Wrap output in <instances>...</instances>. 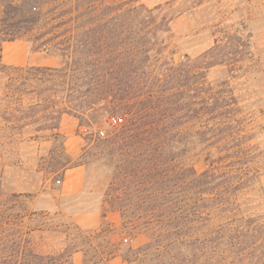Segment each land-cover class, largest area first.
I'll list each match as a JSON object with an SVG mask.
<instances>
[{"label": "trees", "instance_id": "1", "mask_svg": "<svg viewBox=\"0 0 264 264\" xmlns=\"http://www.w3.org/2000/svg\"><path fill=\"white\" fill-rule=\"evenodd\" d=\"M138 1L0 0V71L9 97L21 103L23 94L34 95L28 107L42 108L49 121L44 127L51 132L63 114L85 119L80 127L86 129L92 128L93 115L119 120L104 136L97 130L86 141L84 164L102 162L111 172L102 217L116 212L124 229L149 237L145 245H127L117 254L121 244L92 239L105 234L101 227L85 233L66 224V244L51 263L64 257L71 264L72 256L81 253L83 264H108L117 256L124 264H176L178 247L196 241L200 249L229 260L223 264L264 261V224L254 220L232 219L201 233L202 239L192 236L194 223L208 222L212 209L224 211L229 202L203 197L214 181L210 171L197 174L190 166H176L181 153L177 127L190 115L189 109L180 114V99L189 93L200 99L194 94L202 91L205 71L225 61L211 56L216 47L202 54L203 67L161 58L169 22ZM22 38L59 57L60 65H2L3 44ZM199 103L197 114L222 113L215 112L216 103ZM185 261L196 264L192 258Z\"/></svg>", "mask_w": 264, "mask_h": 264}, {"label": "rangeland", "instance_id": "2", "mask_svg": "<svg viewBox=\"0 0 264 264\" xmlns=\"http://www.w3.org/2000/svg\"><path fill=\"white\" fill-rule=\"evenodd\" d=\"M138 3L169 22L161 58L203 67L202 54L216 47L211 56L225 61L205 71L202 91L194 94L200 99L193 93L180 99V114L189 109L190 115L181 117L177 127L181 153L176 166H190L197 174L210 171L214 181L203 197L210 203L216 198L229 202L224 211L212 209L208 222L194 223L192 236L201 238V233L232 219L264 224V0ZM60 62L24 38L2 46L4 66L56 67ZM5 83L0 71V264H52L50 257L59 255L66 244V224L85 233L101 227L105 234L92 239L121 244L117 254L127 245L136 249L148 243L145 232L124 229L118 213L102 217L101 200L111 172L102 162L84 164L86 141L97 130L109 132L108 123L93 115L92 128L86 129L80 127L85 119L63 114L58 129L51 132L44 127L49 121L42 108L28 107L36 97L23 94L22 102H15ZM201 100L208 106L216 103L215 112L222 113H195ZM76 168L81 171V187L64 193V173ZM198 243L179 246L176 264H188V258L196 264L229 261L200 249ZM261 262L249 258L243 264ZM57 264L67 263L63 257ZM71 264H83V255L75 253ZM108 264L124 263L117 256Z\"/></svg>", "mask_w": 264, "mask_h": 264}, {"label": "crops", "instance_id": "3", "mask_svg": "<svg viewBox=\"0 0 264 264\" xmlns=\"http://www.w3.org/2000/svg\"><path fill=\"white\" fill-rule=\"evenodd\" d=\"M81 171L79 168L71 170L70 173L65 172L63 176L62 189L64 193H75L81 187Z\"/></svg>", "mask_w": 264, "mask_h": 264}, {"label": "built area", "instance_id": "4", "mask_svg": "<svg viewBox=\"0 0 264 264\" xmlns=\"http://www.w3.org/2000/svg\"><path fill=\"white\" fill-rule=\"evenodd\" d=\"M107 122H108V125L110 127H114V126H116L119 123V120H117V119H115L113 117H109L107 119ZM98 133H99L100 136H104V132L102 130H100Z\"/></svg>", "mask_w": 264, "mask_h": 264}]
</instances>
